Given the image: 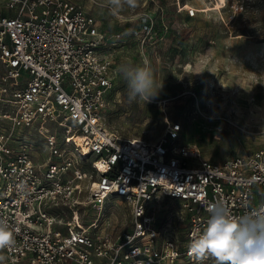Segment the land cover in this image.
Listing matches in <instances>:
<instances>
[{
  "label": "built area",
  "instance_id": "obj_1",
  "mask_svg": "<svg viewBox=\"0 0 264 264\" xmlns=\"http://www.w3.org/2000/svg\"><path fill=\"white\" fill-rule=\"evenodd\" d=\"M154 1L139 0L138 18L109 36L75 0H3L0 219L15 243L1 249L0 264H214L188 254L210 205L264 218V147L213 161L177 144V122L153 142L107 128L116 51L152 33ZM23 130L36 131L42 147ZM111 198L130 204L131 225L119 234L102 211ZM165 199L179 203L178 216L159 204ZM174 216L183 224L177 238Z\"/></svg>",
  "mask_w": 264,
  "mask_h": 264
},
{
  "label": "rangeland",
  "instance_id": "obj_2",
  "mask_svg": "<svg viewBox=\"0 0 264 264\" xmlns=\"http://www.w3.org/2000/svg\"><path fill=\"white\" fill-rule=\"evenodd\" d=\"M75 1L90 8L109 36L137 19L131 18L133 13L144 10L124 6L120 15H113L107 0ZM3 4L0 0V8ZM147 10L152 33L136 38V45L130 43L117 59L120 68L149 66L162 87L149 102L130 103L119 68L105 113L107 128L122 138L153 142L168 122H177L181 124L177 144L194 146L213 161L264 147V0H155ZM5 107L1 98L0 112ZM0 124H5L1 116ZM24 131L42 147L36 131ZM46 155L43 152L40 160ZM83 168L88 170V162ZM159 204L172 208L173 214L180 212L176 201ZM85 211L93 217L98 212L91 206ZM102 211L114 234L131 225L130 204L123 199H109ZM176 216L177 238L183 224ZM168 223L164 220L163 230ZM177 264L185 262L179 259Z\"/></svg>",
  "mask_w": 264,
  "mask_h": 264
},
{
  "label": "clouds",
  "instance_id": "obj_3",
  "mask_svg": "<svg viewBox=\"0 0 264 264\" xmlns=\"http://www.w3.org/2000/svg\"><path fill=\"white\" fill-rule=\"evenodd\" d=\"M139 0H107L112 14L124 6L135 9ZM120 72L126 82L128 101L149 102L162 87L157 86L147 65H122ZM207 227L188 245V254L197 261L214 258V264H264V218H237L221 205L208 207ZM15 243L13 229L0 219V249Z\"/></svg>",
  "mask_w": 264,
  "mask_h": 264
},
{
  "label": "crops",
  "instance_id": "obj_4",
  "mask_svg": "<svg viewBox=\"0 0 264 264\" xmlns=\"http://www.w3.org/2000/svg\"><path fill=\"white\" fill-rule=\"evenodd\" d=\"M127 26H129V25H126V26H124L123 28H126ZM128 45H130V43L129 44H125V45H123V46H121L120 48H118L117 49V51H116V58H118V59H121L122 57L121 56H119L120 54L122 55V54H124V50L127 48V46ZM136 45V44H135ZM118 52V53H117ZM119 63H120V61H119ZM120 68V67H119ZM118 68V69H119Z\"/></svg>",
  "mask_w": 264,
  "mask_h": 264
}]
</instances>
